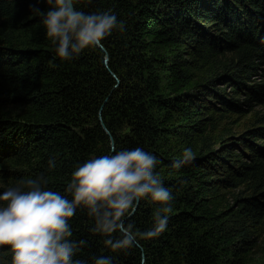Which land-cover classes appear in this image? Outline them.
<instances>
[{
	"label": "trees",
	"instance_id": "trees-1",
	"mask_svg": "<svg viewBox=\"0 0 264 264\" xmlns=\"http://www.w3.org/2000/svg\"><path fill=\"white\" fill-rule=\"evenodd\" d=\"M77 7L114 12L125 30L63 60L34 13L48 11L45 0H0V192L34 178L68 195L71 172L108 154L110 140L141 147L172 195L166 229L114 252L77 207L69 239L85 243L74 260L264 264V0ZM187 147L194 159L173 168ZM157 206L141 200L125 223L151 228ZM0 264H11L6 246Z\"/></svg>",
	"mask_w": 264,
	"mask_h": 264
},
{
	"label": "clouds",
	"instance_id": "clouds-1",
	"mask_svg": "<svg viewBox=\"0 0 264 264\" xmlns=\"http://www.w3.org/2000/svg\"><path fill=\"white\" fill-rule=\"evenodd\" d=\"M49 9L34 13L54 45L55 57L71 60L86 48L100 46L114 29L123 32L125 21L114 12H85L77 7L80 0H45ZM110 145L112 141H109ZM191 147L172 162L180 169L194 159ZM157 157L141 147L116 150L80 163L72 172L65 193L46 189L40 179L29 178L20 187L0 192V248L11 252V264H86L73 259L84 240L69 239L68 223L77 209H86L92 218L91 232L107 237L104 241L112 251H126L138 238H152L162 233L171 212L170 190L154 172ZM55 166L54 159L48 167ZM70 196V198H69ZM141 200L156 203L152 227L135 230L125 223ZM116 234V235H113ZM93 264H113L111 256H97Z\"/></svg>",
	"mask_w": 264,
	"mask_h": 264
},
{
	"label": "water",
	"instance_id": "water-1",
	"mask_svg": "<svg viewBox=\"0 0 264 264\" xmlns=\"http://www.w3.org/2000/svg\"><path fill=\"white\" fill-rule=\"evenodd\" d=\"M111 147L113 146V144L110 145Z\"/></svg>",
	"mask_w": 264,
	"mask_h": 264
},
{
	"label": "rangeland",
	"instance_id": "rangeland-1",
	"mask_svg": "<svg viewBox=\"0 0 264 264\" xmlns=\"http://www.w3.org/2000/svg\"><path fill=\"white\" fill-rule=\"evenodd\" d=\"M258 110V109H257Z\"/></svg>",
	"mask_w": 264,
	"mask_h": 264
}]
</instances>
